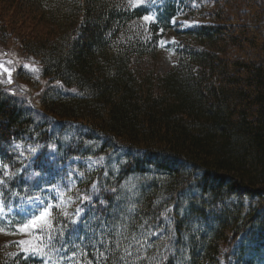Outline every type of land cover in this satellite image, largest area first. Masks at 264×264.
<instances>
[{"label": "trees", "instance_id": "1", "mask_svg": "<svg viewBox=\"0 0 264 264\" xmlns=\"http://www.w3.org/2000/svg\"><path fill=\"white\" fill-rule=\"evenodd\" d=\"M0 41L47 78L39 110L0 82V224L56 205L0 264H262L264 0H0Z\"/></svg>", "mask_w": 264, "mask_h": 264}, {"label": "rangeland", "instance_id": "2", "mask_svg": "<svg viewBox=\"0 0 264 264\" xmlns=\"http://www.w3.org/2000/svg\"><path fill=\"white\" fill-rule=\"evenodd\" d=\"M153 0H133L135 4H143ZM157 15L151 12V15L148 16L149 21H154ZM28 24L32 25V22H28ZM34 27V26H33ZM174 39L172 33H169L165 36V42ZM173 64L172 54L165 50L164 55L161 59H154L149 56L144 58H135L134 66L136 69H147V68H156L159 73H164ZM0 82L5 84L6 87L12 92H15L21 97L27 98L36 109L41 108V95L47 84V78L44 77L41 64L35 58L26 55V53L22 52V49L17 46L13 42H2L0 41ZM53 152L55 148H52ZM103 159V160H102ZM102 159H88V162L91 166H100L104 163L108 164V158L104 157ZM120 159L118 155L113 157V160L110 161L112 165L116 164V160ZM48 201L37 197L33 200L26 201L23 206L18 207L19 210L15 211L10 209L9 214L12 216H7L8 220L5 219V225L9 226V229L0 224V240L10 241V240H25L29 241L30 244H23L22 249L25 251L27 255H33L36 253L41 254V250L34 252L33 246L34 242V234L31 230L27 232L24 231L19 226L27 223L33 216L38 215L44 208L47 207ZM0 217H2V210L0 209ZM12 217V218H11ZM15 231V234H12ZM259 232V231H258ZM261 234L257 233L255 236H247L245 238V255H243V259L246 257H255L259 259L262 264H264V240H259ZM242 239V238H241ZM239 239V247L243 245V239ZM257 239V240H255ZM259 240V241H258ZM261 243V244H260ZM262 246V253L257 257V252H252L249 250L250 247L256 245ZM238 256V252L236 257ZM245 257V258H244ZM237 259V258H236ZM68 264V260L66 257H55L53 255H46L42 258L40 264Z\"/></svg>", "mask_w": 264, "mask_h": 264}, {"label": "snow or ice", "instance_id": "3", "mask_svg": "<svg viewBox=\"0 0 264 264\" xmlns=\"http://www.w3.org/2000/svg\"><path fill=\"white\" fill-rule=\"evenodd\" d=\"M145 19H148V17H145ZM2 182V181H0ZM56 205H50L49 207L44 208L38 215L33 216L30 220H28L27 223H24L23 225L19 226V228H22L24 231H34V232H41L45 228L48 229V231H52L55 229V219L52 217L51 209L55 208ZM0 231H3V229H0ZM51 239V237H49ZM19 244H30L29 241L21 240L18 242ZM41 241H37V245H39ZM34 252L39 251V248L37 246H33L32 249ZM127 252V249H125ZM130 255V253H128Z\"/></svg>", "mask_w": 264, "mask_h": 264}]
</instances>
